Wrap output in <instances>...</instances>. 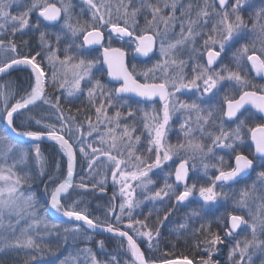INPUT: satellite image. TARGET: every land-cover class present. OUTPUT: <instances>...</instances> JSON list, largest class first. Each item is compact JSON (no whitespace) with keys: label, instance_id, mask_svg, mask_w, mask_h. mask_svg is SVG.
<instances>
[{"label":"snow or ice","instance_id":"obj_1","mask_svg":"<svg viewBox=\"0 0 264 264\" xmlns=\"http://www.w3.org/2000/svg\"><path fill=\"white\" fill-rule=\"evenodd\" d=\"M83 3L91 19L81 23L73 15L71 0H0V78L18 70L28 75L27 85H16L15 90L10 83H0V254L23 252L27 257L24 264L44 255L43 235L58 232L61 226L48 219L51 209L69 222H77L63 229L65 241H91L89 230H100L119 240L113 252L106 251L103 239L95 241L99 252L90 247L78 249L75 264H80L81 254L84 264H221L216 259L221 245L227 248V264H257V260L264 264V84L250 78L255 72L264 79V0L247 19L244 9L253 7L252 0H189L186 6L178 0ZM13 5L21 8L16 14L11 11ZM177 26L179 33L170 39L169 31L174 32ZM29 32L39 34V44L24 52L21 45L27 47L28 41L17 42L16 37ZM113 42L121 47H113ZM158 42L157 63L142 72L136 71V65L129 69L123 45H134V53L151 59ZM92 46L103 50L102 61L89 56ZM185 51L187 60L180 58ZM105 66L107 77L118 86L109 87L103 80ZM189 66L190 75L185 72ZM50 87L59 95L49 93ZM185 90L192 93V98L180 100L179 94ZM85 94L96 115L95 122L87 118L86 132L82 131L84 123L77 122L71 110L66 113L62 106V102L72 103V97ZM128 94L138 98L134 101L137 105L158 98L162 108H133ZM44 105L55 122L42 123L45 117L34 114V109H43ZM124 108L128 109L126 113ZM113 109L114 114L109 115ZM138 112H143L141 135H135L139 130L135 125ZM176 113L183 117L182 138L173 144L168 142V132ZM128 120L134 123H124L117 135L121 123ZM143 132L147 133V145L146 151L140 152L136 146L141 144ZM94 133L99 147L90 140ZM11 134L28 138L31 145L25 148L23 141ZM45 137L66 157V174L57 162L59 175H49L55 187L41 215L34 196L25 194L21 187L31 181V175L17 169L34 151L42 169L39 175L45 174L39 143ZM77 147L87 163V175L94 181L91 185L83 176L79 183L74 182ZM196 161L200 162V175ZM101 167L105 176L97 181L95 176L101 174ZM107 172L125 197L119 211L110 203L101 220L79 208L83 201L68 203L77 188L86 191L90 186L103 192ZM157 173H163L160 187L150 175ZM252 173L255 179L238 193L226 191L249 180ZM131 182L144 189L145 201L153 203L155 226L148 223L152 210L143 219L134 217L133 209L139 201L130 195ZM229 199L234 205L231 212L207 219L214 215V206ZM155 204L162 206L155 208ZM180 208L187 211L174 231L183 236L191 228L195 243L190 248L196 254L181 253L177 257L173 245L158 258L147 256L139 241L144 240L149 251L158 249L160 226ZM214 223L217 231L213 230ZM13 264L17 262L13 260ZM61 264L72 261L65 259Z\"/></svg>","mask_w":264,"mask_h":264},{"label":"rangeland","instance_id":"obj_2","mask_svg":"<svg viewBox=\"0 0 264 264\" xmlns=\"http://www.w3.org/2000/svg\"><path fill=\"white\" fill-rule=\"evenodd\" d=\"M57 2H59V0H57ZM97 2H99V0H97ZM109 2H111L113 5H115L116 3L119 2V0H109ZM125 2H127V0H125ZM191 2H193V3H203V0H191ZM71 3H72V6H73V15L74 16H78L79 19H80V21H81V23H83L85 21H90V19H91V12L89 11L88 6L83 3V0H71ZM187 3H189V0H178V4H183V5L186 6ZM209 3H212V0H209ZM252 3H253V7L252 8H245L244 9V15H245V18L246 19L248 18L249 14L252 11H254L255 8H258V7L261 6L262 0H252ZM20 10H21V8L18 7V6H16V5H13V8L11 9V11H12L13 14H16ZM165 14H167V10L165 11ZM176 15L177 16L180 15L179 7H178V10H177ZM31 19L33 20V22H35V20H36V13H33ZM139 22H140L141 26L144 25V17L143 16H141L139 18ZM161 27H163V26L161 25ZM49 31H54V30L53 29H49ZM179 31H180V29H179L178 26L175 28V31L174 32L172 30H170L169 33H168L169 38L170 39H175L176 38V34H178ZM25 38H31V45L33 46V49L38 46V44H39V34L38 33L29 32L27 35H25L23 37L17 35L16 40H17V42H19L21 39L24 40ZM242 43H243V41H242ZM114 45H118L119 47H121V44L119 42H113V45L112 46H114ZM61 47H63V45ZM123 47L125 48V50L126 49L129 50V54H130L131 50L134 48V45L129 46V45H126L125 44V45H123ZM21 48H22V50H25V49L28 48V46L27 47H24L23 45H21ZM24 52H27V50H25ZM98 53H99L98 51L91 50V51H89V56L90 57H98ZM129 54H128V56L130 57ZM230 55H231V52L228 53V56H230ZM180 58L187 60L188 59L187 51H185V54L182 55ZM130 59L131 58H129V62H128L129 69H131L132 65H136V71L137 72H142V71L146 70L148 67H151L153 64L157 63L160 60L159 42L157 43V46L154 49V53L151 56V59H147V60H145L143 62H136V61L134 62V61H132ZM185 72H187L190 75L191 74V66L187 67L185 69ZM157 75H161V74L160 73H157ZM250 78H252L253 79V82L256 83V84H264V79L255 80L253 78V76H252L251 73H250ZM139 79L142 81L143 80V77L140 76ZM108 86L109 87H113V86H111L109 84H108ZM225 87L227 88L228 86L225 85ZM48 91H49V93H51L54 96L55 95H59V92L57 90L51 88V87L48 88ZM190 98H192V93L190 91H188V90H185L184 92H182L181 94H179V99L180 100H189ZM71 100L73 101L72 103H68L67 101L62 102V106L66 107V104H68V105L77 104V106L83 104L85 106V109H84V107L83 108L81 107L82 108L81 109L82 111L79 112V113H77V114H74L72 116L76 117L77 122H83L84 123V128L82 129V131H85L86 132L88 130L87 118L88 117H91V119H92L93 122L96 121L95 109L90 107L89 101H88V97H87L86 94L85 95H80L78 97H72ZM129 102H131V101H129ZM132 107L133 108H143V109H146V110H151V109L159 110V109L162 108V104L160 105V104H156V103L155 104L149 103L147 105H145V104H139V105H137L135 103H132ZM127 110H128L127 108H124L123 109V111L125 113L127 112ZM114 112H115V109H113L109 113V115H113ZM153 114H155V113H153ZM161 115H162V113H161ZM142 119H143V112H138L137 113V116L135 118V125H136V127L139 130L135 133V135H141V132L143 131ZM182 122H183L182 114L181 113H176L173 116V120L171 122V128H170V131L168 132V142L169 143L175 144V143H177L178 139L182 138V134L180 133V124ZM257 122H259V121H257ZM124 123L133 124L134 121L128 120V121H124L123 123H121L120 129L117 130V135H119V132L123 130ZM2 127H3V124H0V128H2ZM100 131H101V133H103L105 131L103 125L100 126ZM146 136H147V133L146 132H143L141 144H138L136 146L139 149L140 152L146 151V145H147ZM90 140H95L96 141V146L99 147V141H98L95 133L90 138ZM108 143H111V140H109ZM29 146L30 145L24 144V147L25 148H28ZM61 154L63 155V153H61ZM219 154H222V153H218V155ZM77 158H78V161L79 162L87 165V163L83 160V157L80 156V154H79V148L78 147H77ZM225 158L227 159V157H225ZM45 159L46 158L43 155L42 156V161L45 160ZM11 163H12V160L9 159L8 160V164H11ZM28 163L33 164L38 170L41 169V167L37 165V162L35 160V153H34V151L32 152L31 156L26 159L25 163L22 164V165H20L19 169H17V170L18 171L19 170H22L23 172L26 173L25 168H27ZM169 163H171V162H169ZM196 165H197V175L202 174L199 171V169H200V162L199 161H196ZM42 166H43V164H42ZM174 166L175 165H172V171H173ZM78 170L79 169H77V167H76V169H75V177L74 178H76V176H77L76 173H78ZM101 170H103L102 167H101ZM65 171H66V165L64 166V173H65ZM211 171L212 170H210V173L209 174H211ZM79 172H80V170H79ZM82 172H83V177L85 176V179L86 180L91 179L92 180V183L94 182L91 177H89L88 175H86L87 174V168L86 167L82 170ZM107 173L109 175V178L107 179V182L111 186V189L113 191L112 193L115 194V196H116L115 201H113L112 198L110 199V203H114L117 206V211H119L118 205L123 201V199H125V197H122L121 196L120 186L119 185H114V183L112 181V178H111V173L110 172H107ZM104 175H105L104 171H101V174L98 175V176H95V178H98V179H96L98 181V180H101L100 176L102 177ZM150 175H152V179L154 181H156V187L162 186V184H163V173H157V174H154V175L153 174H150ZM102 179H103V177H102ZM254 179H255V173H252V176H251V178L249 180L241 181L240 184L232 185L231 186V190L226 189V191H236L238 193V191H239L240 188L244 187V185L246 183L247 184H250L251 181L254 180ZM131 183L133 185V190H131L130 195L134 199H136L137 201H139V205L136 208L133 209V215H134V217L143 219L144 216L148 215L149 211L152 210V218L148 221V223L150 225L155 226L156 225V213L153 210V203H149V202H147V201H145L143 199L142 193L144 192V189L135 187V183L136 182H131ZM22 190L25 192V194H29V193L32 194L29 191V188L28 187L26 189L22 187ZM154 190L155 189H153V191ZM259 202L260 201H256V203H259ZM36 206H37L38 209H40V214L41 215H44L43 210H41V208L37 205V203H36ZM161 206L162 205H160V204H155V208H160ZM193 206H196V205H193ZM233 206L234 205H233L232 199H229L227 201V203H225L223 200H221L220 203L218 205L214 206L213 209H212V213H214V215H209L207 217V219L215 220L218 217H224V216H226V214L228 212H231L232 211ZM253 210H255V204L253 205ZM178 211H180V213H181V214L178 215V218H177V221H176L179 224L180 222L183 221V217H184V214L187 211V209L180 208ZM99 218L101 220H104L105 219V215H100ZM124 220L126 222L127 215H125ZM72 224H74V223H72ZM173 226H174V224L172 225V227ZM196 226L198 227L199 225L197 224ZM213 226H216V224L214 223ZM21 227H23V224H21ZM42 227L43 226H41V228ZM68 227L70 228V227H72V225L71 226H68ZM177 227H178V225L175 226L174 229H176ZM64 228L65 227H63V228L60 227L58 232L57 231H53L52 234H54L55 236H59L61 238L62 243L68 244L69 247H70V251L62 259L60 258L54 264H61V261L65 260V259H69V260L72 261V264H75V259L74 258L77 257V250L78 249H82L84 247H90V248L93 249V251L98 252V250H97L98 248L97 247H94L96 244H95V242L93 240H91V241H82V242H74L71 238H69L67 241H65V239H64V232H63V229ZM18 230L19 229H17V231ZM173 230H171L172 233H173ZM189 231H191V228L189 229ZM221 232L222 233H220V234H221V236H223L224 233H223V231H221ZM89 234L91 236L93 235V233L90 232V231H89ZM166 234H168V233H166ZM162 236H163V233L159 237V241L161 240ZM140 241L145 242L144 240H140ZM118 244H119V242L112 244V246L110 247L111 251H109V252L115 251ZM145 244H146V248H147L146 250L148 251V253L151 254L152 257L155 256L154 253L156 252V249H154L152 251H149L148 250V247H147V243H145ZM221 246L224 247V249H223L224 250V253L221 256L219 254H217L216 255V259L219 260V261H221V264H227V248L224 245H221ZM101 258H103V257H101ZM78 259H79L80 264H84V256L82 254L79 255ZM121 259H125V257H121ZM257 264H259V261L258 260H257Z\"/></svg>","mask_w":264,"mask_h":264},{"label":"trees","instance_id":"obj_3","mask_svg":"<svg viewBox=\"0 0 264 264\" xmlns=\"http://www.w3.org/2000/svg\"><path fill=\"white\" fill-rule=\"evenodd\" d=\"M24 40L28 41V48L25 49L27 52L29 50L33 49V46L31 45V38H25ZM23 50V51H25ZM126 53L129 54V50L126 49ZM27 72L25 71H13L10 75L8 76H3L0 78V83H10L13 86V90H15L16 85L20 86H26L27 85ZM104 80V76H103ZM80 106V107H79ZM85 106L83 104L78 105L77 104H72L68 105L66 104V107L63 106L65 109V112L67 113L68 110H71V115L77 114L81 112L82 108ZM47 105L43 106V109L41 108H36L33 110L34 114L39 116H44L45 120L42 123H51L55 122V116L51 115L48 111H46ZM77 109H80L78 112ZM83 109V110H84ZM18 123H25L27 124L26 121H18ZM42 126V125H41ZM32 127L35 128L36 125L34 124V121L32 122ZM59 127V125H57ZM32 130V129H29ZM26 145H31V144H26ZM41 155L45 156V160H43V171L45 174L43 176H40L39 173L42 169L38 170L33 164L28 163L27 168H25L26 173L31 175L32 179L29 183L22 184L21 186L23 188H29V191L33 194L35 198V202L37 205L43 210L45 207H47V201L48 197L50 195V191L55 187V184L49 181V175H59V173H56V164L57 162L60 163V170L61 172L64 173V166H65V158L59 151V148L52 143H41ZM29 162V161H28ZM78 170V173H76V178H74L75 183H79L80 178L83 176L82 170L86 167L87 165L77 162L76 165ZM104 171V170H101ZM105 173V172H104ZM85 174V173H84ZM87 175V174H86ZM107 179L109 178L108 173H106ZM105 176V175H104ZM104 176H102L104 178ZM85 177V176H84ZM100 176V178L102 179ZM98 178H95V180ZM89 180V181H88ZM85 179V182L91 185L92 180L91 179ZM91 181V182H90ZM48 191L46 192L45 189ZM104 191L101 192L99 188L97 189H92L90 186L89 188L85 191L83 189H75L71 197L68 199V203H71V201H83V203L79 204V208L81 209H86L88 213H90L92 218L100 217V215H105L109 205H110V199L112 198V189L110 184L107 182L104 185ZM181 214L180 211H177L173 216L170 217L169 220L165 221L162 226H160V233L163 236L161 240L159 241V247L156 249V252L154 253L155 256L153 257H160L164 254L165 251H171L173 249V245H175V254L178 257L179 254L181 253H187L188 255H193L196 254L191 250L190 245L195 243V240L191 236V231L186 232L183 236H178L176 235V232L173 230L175 226L178 225L177 218L178 215ZM48 219L53 220L48 216ZM54 221V220H53ZM56 222V221H55ZM60 223V222H58ZM174 226L172 227V225ZM60 227H68L73 224H67V223H60ZM173 230V233L171 232ZM213 230L217 231V227L213 226ZM168 233V234H166ZM220 233H222L220 231ZM160 235V236H161ZM200 239H203V237H199ZM105 240L106 242V251L109 252L111 251L110 247L114 243H118L119 240L105 237L103 235H98V234H93L92 235V240L95 242L97 240ZM188 241L186 244L185 241ZM44 247H45V254L44 255H39L37 258L31 262V264H54L56 261H58L60 258L62 259L67 253L70 251V247L66 243H62L61 238L59 236H55L54 234H44L43 235V241H42ZM140 247L142 251L145 252V254L149 257H152L151 254L148 253L146 250V242L139 241ZM96 247V245L94 246ZM224 247L220 246V251L219 255L221 256L224 253ZM98 252L100 251L97 249ZM219 256V257H220ZM27 259L25 254L23 252L19 254H14V253H3L0 254V260L3 261V264H13V260L17 262V264H24V261Z\"/></svg>","mask_w":264,"mask_h":264},{"label":"water","instance_id":"obj_4","mask_svg":"<svg viewBox=\"0 0 264 264\" xmlns=\"http://www.w3.org/2000/svg\"><path fill=\"white\" fill-rule=\"evenodd\" d=\"M81 42H82V39H81ZM97 48H99V46H92L90 49H97ZM99 50H100V59H101V61H102V59H103V57H102V51H103V50H102V49H99ZM152 54H153V53H152ZM152 54H150V56H151ZM132 57H133L134 59H139V60H145V59H148V58H146V57H142V56H140L139 54L134 53V51H132ZM204 61L206 62V56H205V58H204ZM125 63H126V56H125ZM249 67H250V65H249ZM104 73H105L104 78H105V81H106V82H108V83H110V84L117 85L115 81H112L111 78L107 77V74H106V66H105V72H104ZM253 73H254V78H256V79H261L259 76H257V75L255 74V72H253ZM117 86H118V85H117ZM128 95H129L131 98L138 99V98H136V97L134 96V94H128ZM154 101H157L158 103H161V102L159 101L158 98H154ZM11 135H13V136L15 137V134H11ZM15 139L22 140V141H23V144H31V141H29L28 138L15 137ZM249 142H250V141H249ZM39 143H53V144H55V142L48 140L46 137L43 138ZM55 145H56V144H55ZM57 146H58V145H57ZM58 148H59V147H58ZM64 158H65V163H66V157H64ZM174 170H175V166H174L173 172H174ZM65 174H66V172H65ZM173 180H174V177H173ZM49 199H50V197H49ZM49 199H48V201H49ZM47 207H48V203H47ZM48 215L50 216V218H52L53 220H55V221H57V222H63V223H77V222H75V221L69 222L68 219H67L66 217H63V216H62L61 214H59V213H55L54 210H51V209H49ZM79 223H82V222H79ZM90 231H91V230H90ZM93 233H95V234H100V235H104V236H108V237H112V238H114V237L112 236V234H109V233H106V232H102V231H100V230H97L96 232H93ZM116 239H117V238H116Z\"/></svg>","mask_w":264,"mask_h":264},{"label":"flooded vegetation","instance_id":"obj_5","mask_svg":"<svg viewBox=\"0 0 264 264\" xmlns=\"http://www.w3.org/2000/svg\"><path fill=\"white\" fill-rule=\"evenodd\" d=\"M204 62H205V61H204ZM251 74H252V76H253L254 73L251 72ZM130 101H131L132 103H134L135 99H132V98H131ZM151 103H152V104H155V103H156V104H159V103H157V102H151ZM141 104H143V103H141ZM160 105H161V104H160ZM246 154H247V153H246Z\"/></svg>","mask_w":264,"mask_h":264}]
</instances>
